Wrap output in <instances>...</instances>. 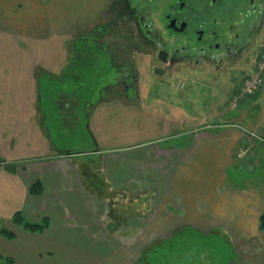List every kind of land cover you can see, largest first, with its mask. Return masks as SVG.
Wrapping results in <instances>:
<instances>
[{"label":"rangeland","instance_id":"rangeland-1","mask_svg":"<svg viewBox=\"0 0 264 264\" xmlns=\"http://www.w3.org/2000/svg\"><path fill=\"white\" fill-rule=\"evenodd\" d=\"M111 1L36 0V5L41 3L44 7L46 30L41 36L18 33L10 27L11 21L0 22V87L12 85L21 89L23 85L30 84L26 77L28 70L34 67L37 69L34 73L35 82L40 89V97H36L34 106L44 108L46 117L45 123L38 124L46 139V145L41 146L26 141V138L20 142H29L28 145H19L16 140L12 143L4 137L14 133L16 136L17 132L6 127V120L0 123V169L3 168L0 170V228H7L14 233L13 238H7L0 231V264H90V261H86L88 258L91 260V257H100L99 264L109 260L112 264H121L124 258L117 254L118 251H124L123 254L130 252L128 264H133L135 260V264H230L235 261V246L225 240L221 229L215 226H210L212 229L203 235L205 239L197 235L199 230L191 231L195 241L187 237V231L182 232L186 236L178 233L162 240L154 237L152 239L155 240L146 241L143 240L144 236L137 235L138 227L136 231H126L120 227L113 233L111 240L93 243V246L96 244L99 247L92 255L90 246L85 242L81 244L77 239L57 240L52 237L48 241L50 239L45 231H28L27 234L25 228L13 222V214L18 210L31 220L41 216L28 215L22 210L25 195L21 182L23 179L10 170L8 158L21 159L15 163L14 171L22 174L28 170L27 173L32 174L34 165L28 161L42 153L40 148L52 153L60 151L59 156L51 154L49 160L57 161L67 169H78L80 178L94 176L98 180H93L96 184L98 182L99 186H106L102 171L110 156L119 160L115 168L121 172L129 167L124 159L133 156L136 166L131 171L139 174L138 165L148 164L154 168L159 162L156 159L160 158V155H156L157 147L166 149L177 145L183 148L191 138H198L200 131L207 130L208 125L235 122L238 119L235 117L236 110L230 106L233 101L237 102L233 100L234 95L239 96L238 103L246 98L241 94V86L244 78L256 71L258 56L264 51V24L238 58L224 62L218 68L207 63L195 66L183 62L161 75L152 70L154 60L137 51L133 52L134 66L141 80L138 87L140 98H136V104H129L119 99L117 94L114 95L113 91L109 93L106 87L115 74L110 65L107 41H124L128 31L135 32L133 28L127 30L124 23L119 22L110 33L104 31L102 36L98 34L97 24L110 23L113 18L107 13ZM240 1L241 7L247 4L246 0ZM117 3L122 4V0H115V5ZM168 5V1L156 3L157 8L149 13V20L160 28L166 39L174 41L175 34L169 30L165 18ZM237 16L241 18L239 13ZM32 61L34 66H31ZM7 95L0 93V106H5L9 100L15 102V98L8 99ZM59 95H63V98H59ZM132 97L127 96L128 99L135 98ZM18 99L22 100L21 97ZM63 106L68 117L75 116L72 124L61 122L60 107ZM4 117L2 115L0 121ZM239 117V122L245 124L244 117ZM71 152L77 157L75 161L74 158L68 160L64 157L63 153ZM144 169L141 168L142 171ZM142 173L146 178L148 172ZM74 175L76 182L73 187L80 195L70 207H65L66 218L75 220V215L89 211L96 214L100 232L107 234L106 225L102 223L107 220L106 204L87 192L80 184L78 174ZM63 203L64 206L68 205L67 202ZM263 229H260L262 235ZM53 236L57 237L56 232ZM261 247L264 248V245L261 244ZM137 251H142V254L134 259L133 255ZM80 255H87L85 257L88 258L82 260L78 257Z\"/></svg>","mask_w":264,"mask_h":264},{"label":"crops","instance_id":"crops-1","mask_svg":"<svg viewBox=\"0 0 264 264\" xmlns=\"http://www.w3.org/2000/svg\"><path fill=\"white\" fill-rule=\"evenodd\" d=\"M35 1L0 0V16L7 17L6 20L0 17V22L11 21L12 26L7 27L10 26L18 33L41 36L46 30L44 7L41 3L36 5ZM32 24V30L29 31ZM34 64L32 61L31 66ZM35 70L37 71L34 67L28 70L26 78L30 84L23 85L21 89L12 85L0 87V93H8L6 98L16 99L15 102L9 100L5 106H0V118L5 115L0 123L6 120V127L17 132L16 136L14 133L4 138L12 143L19 141V145H28L29 142H20L23 138L36 145H46L44 132L38 125L46 122L45 111L44 108L34 106L36 97H40V89L35 82ZM245 96L244 101L234 108L235 117L238 118L235 122L232 120L234 125L202 130L198 138H191L183 148L177 145L165 147L166 149L157 147L156 155H160V158L156 157L159 162L154 168L148 164L138 165L141 172L133 174L131 170L136 163L135 158L130 156L128 160L124 159L129 165L128 169L121 172L115 168L119 160L110 156L102 171L106 186H99L101 190L97 184H92L93 178H80L76 165L75 171L63 167L57 161L49 160L51 154L54 157L59 156L60 151L52 153L48 149L40 148L42 153L28 161L34 165L32 174L27 173L28 170L22 174L12 170L15 176L20 175L23 179L21 182L25 195L22 210L28 215L49 217V225L44 229L50 239L48 241H51V237L57 240L77 239L90 246L92 255L99 247L96 244L93 246V243L103 242L104 239L111 240L113 233L120 227L126 231L138 227L137 235L144 236L143 240L146 241L155 240L152 239L154 237L162 240L178 233L180 236L188 234L187 237L195 241L191 237V231L199 230L197 235L205 239V233L215 226L221 229L225 240L235 246V261L230 264H264V248L261 247V244L264 245V235L260 231V217L264 215V141L245 131H252L264 138V84L256 93ZM19 97L22 98L21 101ZM59 98H63V95H59ZM60 108L61 122L72 124L75 116L68 117L65 107ZM239 116L244 117L245 124L239 122ZM23 131L27 133L22 134ZM63 154L68 160L74 158L75 161L77 158L73 152L70 155ZM8 159L13 169L15 163L21 161ZM249 165L251 166L248 169ZM141 168L145 169L142 171ZM142 172H148L146 178ZM74 173L78 174L79 182L87 192L106 204L107 220L102 223L106 225L107 234L100 232L96 214L89 211L75 215V220L66 218L65 207H70L80 195L73 187L76 182ZM36 180L41 184V191L32 194L29 187ZM63 200L68 205H62ZM180 227L181 231L177 232ZM183 231H187V234H182ZM54 232L57 237L53 236ZM122 252L124 251L117 253L124 258L121 264H128L127 256H130V252H127L128 255ZM140 254L142 251L135 252L134 259L140 257ZM85 256L78 257L84 260L83 258H88ZM99 258H88L86 263L90 261V264H99ZM135 263L136 260L133 264ZM104 264L112 263L109 260Z\"/></svg>","mask_w":264,"mask_h":264},{"label":"flooded vegetation","instance_id":"flooded-vegetation-1","mask_svg":"<svg viewBox=\"0 0 264 264\" xmlns=\"http://www.w3.org/2000/svg\"><path fill=\"white\" fill-rule=\"evenodd\" d=\"M164 1L169 2L165 18L169 30L175 34L174 41L166 39L160 28L149 20V13L157 8L156 3ZM246 1L241 7L240 0H122V4L116 5L112 0L107 13L113 18L110 23L97 24L98 34L102 36L104 28L112 26L113 29L119 22L135 32L128 31V37L121 43L107 41L110 65L115 72L106 86L107 91H113L129 104L138 102L141 80L134 66L133 52L136 51L154 60L152 70L161 75L178 63L195 66L207 63L218 68L238 58L264 24V0ZM95 179L93 176V180L98 181ZM97 186L101 190L98 182Z\"/></svg>","mask_w":264,"mask_h":264},{"label":"trees","instance_id":"trees-1","mask_svg":"<svg viewBox=\"0 0 264 264\" xmlns=\"http://www.w3.org/2000/svg\"><path fill=\"white\" fill-rule=\"evenodd\" d=\"M98 29V28H97ZM106 29V31H105ZM111 32L112 31V26H109L107 28H104L102 32ZM10 166V170H14L13 167ZM41 191V184L38 180L33 182L30 187H29V192L32 194L39 193ZM13 222L16 223L17 225H21L23 228H25L27 231L31 232H42L44 229H46L49 225V217L47 216H41L37 220H31L28 217H25L22 213V211L18 210L15 211L13 214ZM260 227H264V215L262 214L260 217ZM0 231L2 235L6 236L7 238H13L14 233L7 229V228H0ZM11 260V259H9Z\"/></svg>","mask_w":264,"mask_h":264},{"label":"built area","instance_id":"built-area-1","mask_svg":"<svg viewBox=\"0 0 264 264\" xmlns=\"http://www.w3.org/2000/svg\"><path fill=\"white\" fill-rule=\"evenodd\" d=\"M256 69L253 76L247 77L244 80L242 87L243 92L252 93L261 87L264 75V51L258 58Z\"/></svg>","mask_w":264,"mask_h":264}]
</instances>
